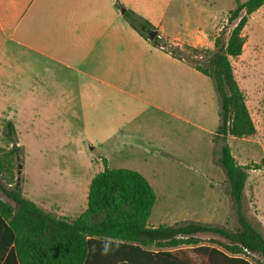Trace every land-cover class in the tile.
Here are the masks:
<instances>
[{
  "label": "crops",
  "instance_id": "crops-1",
  "mask_svg": "<svg viewBox=\"0 0 264 264\" xmlns=\"http://www.w3.org/2000/svg\"><path fill=\"white\" fill-rule=\"evenodd\" d=\"M162 1L0 0V86L19 87L11 97L13 132L36 118L58 124L62 134L77 141L87 166L96 162L103 171L105 160L109 168L136 171L149 183L140 166L112 168V156L148 153L169 159L188 152L178 146V130L183 138L192 136L194 127L214 135L219 110L211 78L153 46L124 18L131 11L153 26V12ZM191 1L184 20L168 18L158 36L179 49L213 51L225 16L219 19L206 9L208 0ZM22 193L66 219L64 198L46 206ZM86 209L83 205L73 220H66H76Z\"/></svg>",
  "mask_w": 264,
  "mask_h": 264
},
{
  "label": "trees",
  "instance_id": "trees-1",
  "mask_svg": "<svg viewBox=\"0 0 264 264\" xmlns=\"http://www.w3.org/2000/svg\"><path fill=\"white\" fill-rule=\"evenodd\" d=\"M263 6L264 0L238 3L227 19L232 27L228 39L224 40V32L215 38L213 51L186 47L196 55L205 53L204 61H195L193 66L213 80L220 100L213 143H223L218 162L234 205L236 232L198 222L150 226L157 201L153 187L140 173L111 169L105 160L104 170L90 183L87 209L76 220L67 221L26 199L19 183L8 184V188L2 184L7 167L0 149V191L6 197L0 196V264H96L97 260L100 264H253L251 255L260 256L258 264H264V237L243 211L248 171H264V160L239 165L227 143L230 137L246 138L256 133L231 59L243 54V31L249 17ZM124 18L145 39H149L148 31L155 30L131 11H126ZM151 44L179 58L180 49L163 38L157 36ZM12 134L13 126L8 124L7 138L12 140ZM200 234H214L226 242L204 244ZM108 238L114 243L107 254H102Z\"/></svg>",
  "mask_w": 264,
  "mask_h": 264
},
{
  "label": "rangeland",
  "instance_id": "rangeland-1",
  "mask_svg": "<svg viewBox=\"0 0 264 264\" xmlns=\"http://www.w3.org/2000/svg\"><path fill=\"white\" fill-rule=\"evenodd\" d=\"M199 1L201 0H194ZM246 1L248 0H208V4L205 5L206 9L215 12L219 19L225 16V25L219 32V36L225 33L223 36L225 41L232 29L227 25L230 11L238 3ZM192 3L191 0L170 2L163 0L161 8L153 12L155 20L153 19L152 24L154 28L156 27L155 30L157 31L161 25H168L167 20L171 17L176 16L180 22L186 7L190 9L193 7ZM195 23L196 21H193L191 24L192 29ZM243 37L245 38L243 54L239 58L231 59V64L235 79L244 93L256 133L246 138L230 137L227 143L236 162L245 166L259 164L264 160V6L249 17ZM186 47L188 46L179 50V59H184L192 65L195 61H204L205 53L196 55ZM18 88L0 86V149L7 167L1 182L6 188L9 187L8 184L14 186L19 183L27 196L35 197L46 206L57 204L54 201L56 197L64 198L61 203L66 209L62 212L63 217L73 220L80 207L83 205L86 207L88 181L102 171V165L96 162L90 166L84 164L77 141L62 134L57 128L58 124L45 123L41 118L20 124L19 131L13 132L12 140L8 139L7 125L13 111L11 97L13 93H17ZM19 93L24 94L22 91ZM36 95H40V91ZM217 98V108L220 110L218 95ZM215 120L218 128V113ZM27 127L28 130L25 129ZM192 131L193 135L188 134L187 138H183L180 130L177 132L178 146H182L185 151L188 150L187 154L167 156L169 159L148 153L144 156H112L111 167L125 168L136 165L145 169L141 172L149 179L157 194V201L149 220L150 225L173 226L198 222L236 232L238 222L234 205L227 192L226 176L218 162V151L223 143L217 145L213 143L216 130L214 135L202 132L197 127ZM15 144L20 148L12 154V146ZM92 156L94 159L97 157L96 154ZM17 157L20 158L19 161ZM131 162L134 165H130ZM18 164L22 166L20 174ZM0 196L6 199L1 191ZM73 204L77 207L71 209ZM243 211L264 237L263 170L248 171ZM198 237L204 244H212L213 241L226 242L214 234H200ZM249 260L253 264L262 261L258 255H251Z\"/></svg>",
  "mask_w": 264,
  "mask_h": 264
},
{
  "label": "water",
  "instance_id": "water-1",
  "mask_svg": "<svg viewBox=\"0 0 264 264\" xmlns=\"http://www.w3.org/2000/svg\"><path fill=\"white\" fill-rule=\"evenodd\" d=\"M157 36H158V32L156 30L148 31V37H149L150 41H153ZM12 148L17 149L18 148L17 144L13 145ZM19 160H20V158L17 157V161H19ZM17 169H18V173L20 174L22 166L20 164H18Z\"/></svg>",
  "mask_w": 264,
  "mask_h": 264
},
{
  "label": "clouds",
  "instance_id": "clouds-1",
  "mask_svg": "<svg viewBox=\"0 0 264 264\" xmlns=\"http://www.w3.org/2000/svg\"><path fill=\"white\" fill-rule=\"evenodd\" d=\"M113 243H114V239L108 238L102 245V249H101L102 254H107L111 250V246L113 245Z\"/></svg>",
  "mask_w": 264,
  "mask_h": 264
}]
</instances>
